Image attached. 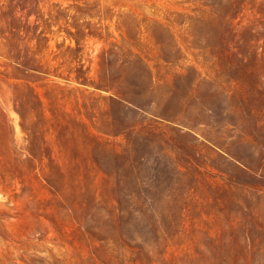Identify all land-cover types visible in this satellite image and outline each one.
I'll use <instances>...</instances> for the list:
<instances>
[{
    "label": "rangeland",
    "instance_id": "rangeland-1",
    "mask_svg": "<svg viewBox=\"0 0 264 264\" xmlns=\"http://www.w3.org/2000/svg\"><path fill=\"white\" fill-rule=\"evenodd\" d=\"M0 264H264V0H0Z\"/></svg>",
    "mask_w": 264,
    "mask_h": 264
}]
</instances>
